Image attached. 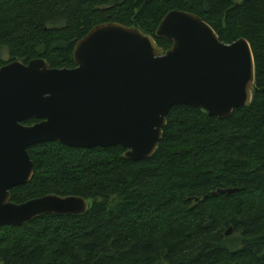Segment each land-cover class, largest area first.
Instances as JSON below:
<instances>
[{
    "label": "trees",
    "instance_id": "trees-1",
    "mask_svg": "<svg viewBox=\"0 0 264 264\" xmlns=\"http://www.w3.org/2000/svg\"><path fill=\"white\" fill-rule=\"evenodd\" d=\"M174 10L201 17L224 43L247 40L250 104L224 119L173 106L143 160L120 145L30 146L34 172L10 190L12 202L57 194L89 204L80 215L0 226V264H264V0H0V67L43 59L72 68L77 42L111 22L168 50L156 31Z\"/></svg>",
    "mask_w": 264,
    "mask_h": 264
},
{
    "label": "water",
    "instance_id": "water-1",
    "mask_svg": "<svg viewBox=\"0 0 264 264\" xmlns=\"http://www.w3.org/2000/svg\"><path fill=\"white\" fill-rule=\"evenodd\" d=\"M156 34L172 41L168 50L138 28L104 23L77 42L72 68H50L43 59L0 67V226L87 210L81 196L11 201L10 190L33 175L32 145H120L128 159L143 160L157 150L173 106L224 119L250 104L255 68L247 40L224 43L201 17L178 10ZM28 119L38 122L23 124Z\"/></svg>",
    "mask_w": 264,
    "mask_h": 264
},
{
    "label": "rangeland",
    "instance_id": "rangeland-1",
    "mask_svg": "<svg viewBox=\"0 0 264 264\" xmlns=\"http://www.w3.org/2000/svg\"><path fill=\"white\" fill-rule=\"evenodd\" d=\"M1 55H2V58H3L4 60H7V59H8V55H7V53H6L5 50L2 51ZM87 204H89V203H87Z\"/></svg>",
    "mask_w": 264,
    "mask_h": 264
}]
</instances>
